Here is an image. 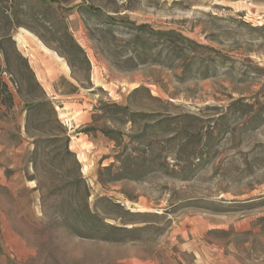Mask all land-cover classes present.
<instances>
[{"label":"rangeland","instance_id":"obj_1","mask_svg":"<svg viewBox=\"0 0 264 264\" xmlns=\"http://www.w3.org/2000/svg\"><path fill=\"white\" fill-rule=\"evenodd\" d=\"M228 257L264 264V0H0V264Z\"/></svg>","mask_w":264,"mask_h":264},{"label":"crops","instance_id":"obj_2","mask_svg":"<svg viewBox=\"0 0 264 264\" xmlns=\"http://www.w3.org/2000/svg\"><path fill=\"white\" fill-rule=\"evenodd\" d=\"M228 260V261H227ZM227 260H219L218 262H217V264H232L229 260H230V257H228V259ZM195 263L197 264V261H195ZM198 264H199V262H198Z\"/></svg>","mask_w":264,"mask_h":264},{"label":"trees","instance_id":"obj_3","mask_svg":"<svg viewBox=\"0 0 264 264\" xmlns=\"http://www.w3.org/2000/svg\"><path fill=\"white\" fill-rule=\"evenodd\" d=\"M30 109H35L37 106H35V105H31V106H28Z\"/></svg>","mask_w":264,"mask_h":264}]
</instances>
